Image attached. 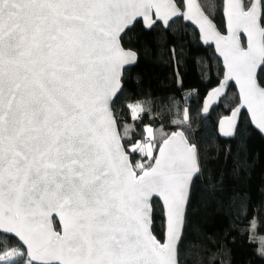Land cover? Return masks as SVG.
<instances>
[{
  "label": "snow or ice",
  "instance_id": "6c2138e0",
  "mask_svg": "<svg viewBox=\"0 0 264 264\" xmlns=\"http://www.w3.org/2000/svg\"><path fill=\"white\" fill-rule=\"evenodd\" d=\"M221 2L224 31L199 0L184 12L176 0H0V236L17 244L0 264H181L197 145L151 126L134 139L120 124L113 109L137 60L122 39L141 22L192 21L225 67L209 98L238 86L223 134L241 108L264 132V0ZM205 6L216 14L215 0ZM128 107L133 119L145 111ZM188 119L184 109L173 123Z\"/></svg>",
  "mask_w": 264,
  "mask_h": 264
},
{
  "label": "trees",
  "instance_id": "16d2710c",
  "mask_svg": "<svg viewBox=\"0 0 264 264\" xmlns=\"http://www.w3.org/2000/svg\"><path fill=\"white\" fill-rule=\"evenodd\" d=\"M224 31L221 0L213 16ZM183 8L182 0H176ZM126 49L138 54V63L126 73L124 95L114 106L121 125H130L134 139L145 126L166 132L181 130L197 145L200 175L191 190L184 235L180 243L181 264H264L258 253L264 241V138L242 114L234 140L219 137V121L239 104L232 84L211 115H201L207 94L223 78L221 61L212 47H204L199 34L182 19L168 29L157 24L146 30L142 22L122 39ZM140 103L145 111L133 119L128 105ZM189 119L183 124L173 123ZM122 130V129H121ZM253 223L255 227H253ZM155 234H163V216L155 217ZM15 240L0 236V248L16 247Z\"/></svg>",
  "mask_w": 264,
  "mask_h": 264
},
{
  "label": "water",
  "instance_id": "95a60500",
  "mask_svg": "<svg viewBox=\"0 0 264 264\" xmlns=\"http://www.w3.org/2000/svg\"><path fill=\"white\" fill-rule=\"evenodd\" d=\"M182 2H183V0H182ZM199 3H200V1H199ZM177 5H178V3H177ZM200 5H201V3H200ZM179 6V5H178ZM180 7V6H179ZM201 7H202V5H201ZM203 8V7H202ZM180 10H181V12H184V11H186V9L183 7V8H180ZM204 10V9H203ZM205 12V11H204ZM205 14H206V12H205ZM207 15V14H206ZM210 18V17H209ZM178 19H182L183 20V22L185 23V24H189L193 29H195L196 31H197V33L199 34V38H200V42H201V44L204 46V47H212L213 49H214V51H215V54H216V56L219 58V60L221 61V64H222V68H223V71H224V73H225V67H224V63H223V58L219 55V53L217 52V50H216V46H215V43L214 42H209V43H204V41H203V39H202V35H201V32H200V29H199V27L196 25V24H194L192 21H189V20H185L182 16H180V17H173V19L172 20H170L169 21V25L171 24V23H173L174 21H176V20H178ZM211 19V18H210ZM212 20V19H211ZM212 22L216 25V23L212 20ZM142 24H143V22H142ZM157 24H161L165 29H168V27L169 26H167V27H165L164 26V24H163V22H161V21H158L157 22ZM144 26V25H143ZM217 26V25H216ZM144 28L146 29V30H151V29H149V28H146L145 26H144ZM218 28V27H217ZM137 54V53H136ZM137 63H138V54H137V60H136V63L131 67V68H133V67H135L136 65H137ZM224 73H223V78H222V80L220 81V83H219V85L218 86H216L214 89H217V88H219L220 86H221V83L224 81V79H225V75H224ZM234 85L235 86V88H236V90H237V93H238V96H239V90H238V86H236L235 85V82L234 81H228V83H227V85H226V87L223 89V93H222V95H220L218 98L217 97H212L211 99L209 98V94L214 90V89H212L208 94H207V96L205 97V99H204V101H203V104H202V108H201V115H202V117L204 118V119H206V118H208L210 115H211V113H212V111L216 108V107H218L219 105H220V103H221V101L225 98V96L227 95V93H228V90H229V88H230V86L231 85ZM206 102H207V104L209 105V107H208V111L207 112H204L203 111V109H204V107H205V104H206ZM239 104H240V99H239ZM239 104H238V106H239ZM237 106V107H238ZM236 107V108H237ZM235 108V109H236ZM114 111V110H113ZM232 112H233V110L231 111V113L229 114V115H227L226 117H224V118H222L220 121H219V123H218V127H217V131H218V135H219V137L220 138H222V139H224V140H234L236 137H237V135H238V131H239V127H240V121H241V117H242V114L243 113H246L247 114V116H248V118H249V120H250V123H251V125H252V127L258 132V133H260L261 134V136L264 138V132H261L254 124H253V122H252V120H251V117H250V114L248 113V111H247V109L246 108H241L240 109V114H239V116L236 118V125H235V128L232 130V132H233V134L232 135H224L223 134V132H222V130H221V122L222 121H224V120H226V118H229V117H231L232 116ZM179 131H181V130H179ZM190 142V141H189ZM191 143V142H190ZM198 150V149H197ZM199 175H200V173H199ZM190 196H191V194H190ZM190 201V200H189ZM188 205H189V203H188ZM188 205H187V208H186V215H187V209H188ZM184 230H185V227H184ZM184 230H183V235H184ZM182 238H183V236H182ZM182 241V240H181ZM181 243V242H180Z\"/></svg>",
  "mask_w": 264,
  "mask_h": 264
},
{
  "label": "rangeland",
  "instance_id": "374dc122",
  "mask_svg": "<svg viewBox=\"0 0 264 264\" xmlns=\"http://www.w3.org/2000/svg\"><path fill=\"white\" fill-rule=\"evenodd\" d=\"M132 116H133V114H132Z\"/></svg>",
  "mask_w": 264,
  "mask_h": 264
}]
</instances>
